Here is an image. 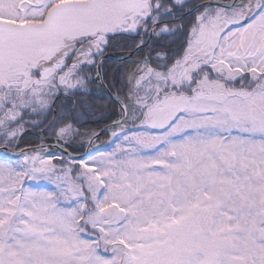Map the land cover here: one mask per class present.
I'll list each match as a JSON object with an SVG mask.
<instances>
[{
	"label": "snow or ice",
	"instance_id": "6c2138e0",
	"mask_svg": "<svg viewBox=\"0 0 264 264\" xmlns=\"http://www.w3.org/2000/svg\"><path fill=\"white\" fill-rule=\"evenodd\" d=\"M0 264H264V0H0Z\"/></svg>",
	"mask_w": 264,
	"mask_h": 264
}]
</instances>
